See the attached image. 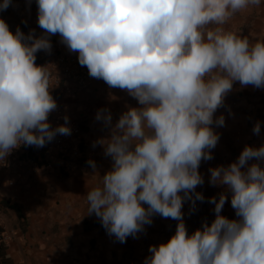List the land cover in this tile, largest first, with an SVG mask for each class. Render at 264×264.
<instances>
[{
  "label": "clouds",
  "instance_id": "1",
  "mask_svg": "<svg viewBox=\"0 0 264 264\" xmlns=\"http://www.w3.org/2000/svg\"><path fill=\"white\" fill-rule=\"evenodd\" d=\"M36 3L39 37L19 26L13 33L0 19V160L22 144L41 148L71 135L67 116L54 128L49 122L57 103L47 67L36 64L37 52L50 53V37L59 34L91 77L126 90L140 105L114 125L108 108L96 112L108 136L93 147H103L112 167L87 192V214L120 243L137 238L154 215L178 221L166 243L149 246L144 264H264V144L246 145L235 162L208 169L209 184L226 190L208 199L215 205L210 225L189 235L182 212L185 202L195 211L196 201L205 200L196 191L205 182L199 168L214 158L220 134L213 125H225V116L214 114L233 84L264 88V40L224 27L261 0ZM11 4L3 0L0 11ZM252 131L260 134L259 121ZM87 163L95 171V161ZM228 193L236 219L221 215Z\"/></svg>",
  "mask_w": 264,
  "mask_h": 264
},
{
  "label": "crops",
  "instance_id": "2",
  "mask_svg": "<svg viewBox=\"0 0 264 264\" xmlns=\"http://www.w3.org/2000/svg\"><path fill=\"white\" fill-rule=\"evenodd\" d=\"M31 17L28 13L25 26L35 29ZM224 27L253 42L264 40V0L259 6L236 13ZM50 92L61 105L64 117H68L70 128L81 130L76 144L81 156L79 167L73 173L65 172L60 169L58 154L54 152L49 161L32 156L37 168L23 158L13 160L8 169H0V197L13 206L0 211V226L7 243L0 262L7 257L4 264H144L151 255L149 246L166 243L175 233L178 221L154 215L152 224L145 225V231L137 238L129 236L125 243H120L107 234L94 213L87 214L86 198L88 191L102 185V177L112 167L111 157L104 155L103 147L99 144L93 147L98 139L108 136L102 122L95 120L97 110L108 108L114 125L129 107H140L138 101L126 90L111 88L96 78L85 87L70 84ZM221 114L225 116V125H213L220 134L212 150L214 158L202 161L199 168L205 182L196 191L205 200L196 201L195 211L190 209V202H185L182 208L189 235L201 228L203 222L211 224L215 205L208 199L214 196L218 199L226 191L223 186L209 184L208 169L235 162L246 145L258 148L264 144V88L241 87L235 82L224 106L214 117ZM48 119L53 128L64 123L57 121L52 113ZM257 121L261 124L259 135L252 131ZM89 160L95 161V171L87 163ZM230 200L228 193L221 215L236 219Z\"/></svg>",
  "mask_w": 264,
  "mask_h": 264
},
{
  "label": "built area",
  "instance_id": "3",
  "mask_svg": "<svg viewBox=\"0 0 264 264\" xmlns=\"http://www.w3.org/2000/svg\"><path fill=\"white\" fill-rule=\"evenodd\" d=\"M3 3V0H0ZM30 13L34 21L36 37L44 34V30L38 26V9L36 0H31L30 6L28 0H12V4L3 11H0V19H3L8 25L10 30L15 33L16 28L19 26L20 30L27 35L31 29L27 25V15ZM13 19L16 22H13ZM52 49L50 53L39 51L36 54V64L47 67L50 73V91H54L63 86L74 84L78 87L87 86L93 77L88 73L86 66H81L78 62V53L69 52L67 47L60 43L59 34L50 37ZM57 121H63L64 111L57 103V109L52 112ZM71 135H57L51 142L47 143L44 147L37 148L35 146L20 145L14 149L4 160H0V169L11 167V162L15 159L25 158L30 162L34 168H37L35 157H39L42 161H49L52 153L57 152L58 163L60 169L67 173H73L79 167L80 150L77 143L81 135L79 127L71 128ZM34 157V156H33ZM39 167V166H38ZM5 242L3 233L0 235V244Z\"/></svg>",
  "mask_w": 264,
  "mask_h": 264
},
{
  "label": "trees",
  "instance_id": "4",
  "mask_svg": "<svg viewBox=\"0 0 264 264\" xmlns=\"http://www.w3.org/2000/svg\"><path fill=\"white\" fill-rule=\"evenodd\" d=\"M32 156H35V155L32 154ZM12 207H13V206H12V204L10 203L9 200H6V199L0 197V211L4 210V209H6V208H12ZM2 232H3V229H2V227L0 226V235L2 234ZM6 248H7V243H6V242H2V243L0 244V257L3 256V255L5 254V250H6ZM7 261H8V259H7V257H6L2 262H0V264H4V262H7Z\"/></svg>",
  "mask_w": 264,
  "mask_h": 264
}]
</instances>
